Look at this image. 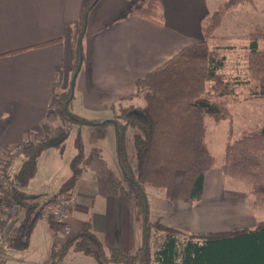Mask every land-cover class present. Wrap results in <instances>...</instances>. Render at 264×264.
Listing matches in <instances>:
<instances>
[{
  "label": "crops",
  "instance_id": "1",
  "mask_svg": "<svg viewBox=\"0 0 264 264\" xmlns=\"http://www.w3.org/2000/svg\"><path fill=\"white\" fill-rule=\"evenodd\" d=\"M90 1L0 0V176L4 190L8 185L7 191L10 190L20 168L8 179L13 159L22 156L20 152L8 156L7 152L26 137L43 135L47 114L55 105L54 94L66 91L72 83L78 66L75 40L82 31L83 56L73 85L78 98L77 101L73 98V104L77 102L76 107L94 113L91 121L110 120L112 105L134 92L137 79L202 39V21L226 0H160L161 23L129 15L134 0H96L83 20L84 9ZM87 125L90 126L88 142L104 141L108 158L84 148L82 171L71 191L76 199L71 236L89 224L107 251L118 249L133 254L141 243L134 204L130 199L114 196L109 183V170L119 173L114 127L109 124L111 127L103 129L105 136L98 139L92 135V128L96 127ZM58 152L55 148L42 152L37 172L26 186L41 179V184L37 183L39 188L28 193L40 195L39 207H45L48 214L49 200L57 197L70 171L68 168L57 175L53 169L45 176L47 172L42 173L39 165L47 159L48 166L53 167ZM228 182L218 167L210 169L204 176L202 197L193 203L169 201L163 193L147 187L150 219H161L168 227L196 233L254 228L258 221L264 220V212L250 209L251 196L244 184ZM53 184L55 189L51 191H56V195L45 198L44 194ZM4 213L0 214L9 218L8 236L19 234L25 223L24 210L13 217L9 211ZM48 214L45 218L50 225ZM42 216L34 222L26 248H12L8 245V236L4 238L6 248L19 251L17 257L27 252ZM47 234L51 240L46 251L50 259L53 242L59 236L52 227L47 229Z\"/></svg>",
  "mask_w": 264,
  "mask_h": 264
},
{
  "label": "trees",
  "instance_id": "2",
  "mask_svg": "<svg viewBox=\"0 0 264 264\" xmlns=\"http://www.w3.org/2000/svg\"><path fill=\"white\" fill-rule=\"evenodd\" d=\"M94 2L96 0H91L84 9L83 20ZM245 4L255 9L253 0H226L220 4L202 21L200 41L137 79L134 92L121 97L111 107V119L116 123L119 173L109 170L110 189L114 196L130 199L134 204L141 231L138 249L133 254L118 249L107 251L86 224L79 233L62 242L54 240L49 261L54 263L72 250L93 257L98 264H264V220L258 221L252 229L227 232L196 233L172 228L162 224L161 219H150L145 191L153 186L161 189L169 201H199L206 172L218 165L224 178L247 187L250 209L264 212V122L243 131L234 142L228 135L219 164L206 141L207 118L215 124L232 118L229 102L218 99L236 96L241 86L237 77L229 78L222 72L226 58L218 47H211L210 42L226 14ZM161 11L160 0H134L129 15L161 23ZM248 37L245 69L248 79L254 83L251 93L264 98V45L260 46V42H264V28H254ZM82 56L78 48V64ZM54 95L55 109L47 114L43 135L29 141L26 137V143L19 144L22 163L10 190H4L8 202L26 214L23 230L6 238L9 246L19 250L28 245L29 232L45 210L39 207L40 195L29 194L24 188L35 176L42 152L48 148L62 152L71 124L79 120L69 110L74 98L71 84L66 91ZM136 97H141L144 104L130 103ZM50 117L53 121L48 124ZM91 123L98 130L97 138L102 139L105 132L101 127L105 124L99 120ZM74 147L76 154L69 164L70 175L60 185L58 195L72 194L80 177L84 160L80 135L76 136ZM48 219L52 230L61 232L52 217ZM7 226L6 221L0 219V232ZM153 231L163 233L155 249L150 242Z\"/></svg>",
  "mask_w": 264,
  "mask_h": 264
},
{
  "label": "rangeland",
  "instance_id": "3",
  "mask_svg": "<svg viewBox=\"0 0 264 264\" xmlns=\"http://www.w3.org/2000/svg\"><path fill=\"white\" fill-rule=\"evenodd\" d=\"M253 1L255 9H253L249 4H245L244 6L239 7L237 10H231L228 12L224 17L221 26L215 31V38L210 42L211 47H218L223 56L226 58L225 67L222 72L229 78L237 77V79L240 80L241 85L237 89L236 96L218 99V101L229 102V107L232 114L231 121L225 120L215 124L208 118L206 120L208 127L206 141L208 143L210 152L217 158L218 164L220 162L225 143L227 142L228 135L230 136V141L234 142L241 136L243 131L261 126L264 122V98L251 93L252 89L254 88V83L248 79L245 69V55L247 53V46L249 44L248 35L254 28H264V0ZM81 33L75 40L76 48H81V45H79L81 44ZM262 45H264V42H260V46ZM75 72L76 69L73 72V76ZM77 98L78 97H75L74 95V99L76 101ZM73 100L69 105V110L78 116L79 120L78 122H73L71 124L70 134L64 142V149L62 152H58L57 162L53 164V167L48 166L47 159L43 160L41 165H39L42 173H45V171L47 172L45 176H47L48 173L53 169L57 175H61L62 172L66 169L68 170V168L70 171L69 164L76 154L74 140L77 135H80L84 143V148L88 147L89 149L97 152L98 156L103 155L105 158H108V153L105 149L106 143L104 141L101 142V140L97 143H89L87 138V130L90 126L82 123L84 121L92 122L91 120L94 117L92 115L94 113L76 107L77 102L73 104ZM130 103L134 105H143L144 100L141 97H136L130 100ZM51 109L53 108L51 107ZM52 121L53 119L50 117V121L48 120L47 123L49 124ZM110 125H102L103 127H101V129H104L105 127H111ZM80 129H82L83 132H79ZM92 129H94V133L92 135H96L97 137L98 130H95L97 128ZM24 139L21 143H19L20 145L24 144ZM29 139L30 138H28V141ZM14 148L15 147L9 149V151ZM17 152L19 153L20 149H17ZM16 153H14V155ZM21 161V155L13 159L9 168L8 179L11 177V174L15 175L21 165ZM216 167H218V165H216ZM2 180L3 179L0 176V184H2ZM226 181H229L228 183L233 182L232 180L228 179H226ZM41 182V179H39L38 182L37 180L36 182H31L28 187L24 188L25 192L28 193L29 190L39 188L38 184H41ZM53 187L54 184L48 187L46 194H44L45 198H50L52 195H56V191H51ZM148 187L157 190V193H163L161 189L154 188L153 186ZM7 188H9V185ZM7 188L5 187L6 192H8ZM6 192L4 191L3 187H0V193L3 194V197L0 198V213L5 214L4 212L9 211V216L13 217L14 214L21 209L16 206L15 212L11 210L12 205L6 201ZM51 204L52 202L47 205L50 206ZM46 210H44L40 215V217L43 215V219L35 226V232L32 236L31 242L29 243L28 251L20 257L16 256L19 255V251L6 248L4 238L9 235V225L2 232H0L3 234V236L0 237V264H98L93 257L72 250H70L64 257L54 263L51 260L49 261L46 251L48 250V246L50 244L48 241L51 240L47 234V229L50 226L48 225V222L45 218L48 214ZM0 217L3 218L6 223H8L9 218L2 216L1 214ZM71 234L64 236L62 235V232H59V238L56 239L57 241L62 242L66 237L71 236ZM162 236L163 233H158L155 231L151 232L150 242L152 249L157 247Z\"/></svg>",
  "mask_w": 264,
  "mask_h": 264
},
{
  "label": "built area",
  "instance_id": "4",
  "mask_svg": "<svg viewBox=\"0 0 264 264\" xmlns=\"http://www.w3.org/2000/svg\"><path fill=\"white\" fill-rule=\"evenodd\" d=\"M25 143L26 141L24 140V144ZM19 146H20L19 144L15 146L14 149L8 152V155L12 156L14 153H16L17 149H20ZM1 197H3L2 193H0V198ZM6 201L8 202L7 199ZM75 204H76V199L74 195L63 193V194L57 195V197L55 198V201L52 202L50 206H48L49 215L61 227V232H62V235L64 236H68L72 233L71 215H72V210ZM10 205H12L11 210L15 212L16 206L13 204H10ZM1 236H3L2 233H0V237Z\"/></svg>",
  "mask_w": 264,
  "mask_h": 264
},
{
  "label": "water",
  "instance_id": "5",
  "mask_svg": "<svg viewBox=\"0 0 264 264\" xmlns=\"http://www.w3.org/2000/svg\"><path fill=\"white\" fill-rule=\"evenodd\" d=\"M86 15L87 14H85V18H86ZM83 34H84V31H82V33H81V38H80V43H81V40H82V36H83ZM80 45V44H79ZM80 63H81V60L79 61ZM79 63V64H80ZM79 64H78V66H77V68H76V72H75V74H74V76H73V80L72 81H74V79L76 78V76H77V73H78V70H79ZM73 82L71 83V86L73 87ZM83 123H85V124H89V125H94V123H91V122H87V121H84ZM102 123L103 124H112L113 126H116V123L113 121V120H105V121H102ZM144 234H146V231H144Z\"/></svg>",
  "mask_w": 264,
  "mask_h": 264
}]
</instances>
